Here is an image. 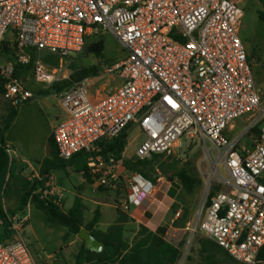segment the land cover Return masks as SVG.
<instances>
[{
  "label": "built area",
  "instance_id": "1",
  "mask_svg": "<svg viewBox=\"0 0 264 264\" xmlns=\"http://www.w3.org/2000/svg\"><path fill=\"white\" fill-rule=\"evenodd\" d=\"M242 1L0 0V46L9 37L6 46L14 56L0 65V75L6 79L4 98L22 104L33 93L15 76L17 65H31L41 52L71 59L89 39L111 33L126 56L101 74L122 83L95 101L87 82L60 96L68 116L53 131L59 158L97 152L99 142L132 124L144 136L136 149L139 160L174 154L184 137L200 141L211 159V150L217 152L219 190L211 196L213 183H207L191 231L239 263L258 264L264 247V102L241 37ZM34 72L38 80L55 79L39 59ZM245 116L246 131L230 136ZM95 161L103 163L91 157V168ZM154 188L134 176L121 207L141 206ZM21 227L14 225L16 235L0 242V264H38Z\"/></svg>",
  "mask_w": 264,
  "mask_h": 264
},
{
  "label": "rangeland",
  "instance_id": "2",
  "mask_svg": "<svg viewBox=\"0 0 264 264\" xmlns=\"http://www.w3.org/2000/svg\"><path fill=\"white\" fill-rule=\"evenodd\" d=\"M241 5L244 8L241 37L247 48L255 82L262 93V99L264 102V22L258 18L259 11L264 12V9L258 0H243ZM99 37H102L105 41L104 56L108 62L100 63L95 57L87 54L86 48L91 43V41H88L85 48H83L80 53L70 55L71 59H66L57 54L48 52H41L39 55H34L33 63L20 70L18 79L23 82L27 89H31L33 91L43 90V81L41 82L37 80L35 72H33L35 62L38 61V59L44 66L45 72L55 77L52 82L46 84L48 87H53L56 84L69 80L73 73L72 67L75 68L77 66L85 68L98 65L102 68V71H104L105 67H108L109 62H119L126 56L125 50L111 33H107ZM7 40H10L9 37L6 38V43L2 44L3 46L8 44ZM9 60H11L10 53H6L0 49V65L5 66ZM67 63H69V66ZM67 67L69 72L62 74L64 69ZM113 79L114 78L112 76L101 74L98 77L88 78L83 82H87L91 98L95 101L96 99L105 96L106 90L114 84L112 82ZM74 85L75 84L61 86V90L58 94H64ZM51 94H53V91L50 89L47 91V95ZM39 98L41 97L36 95V99ZM8 104L9 103L4 96L0 95V123L6 115ZM20 107H25V104H21ZM26 109H28V107L21 111L22 119L25 116ZM36 113L43 125H46V117L40 116V112L38 110ZM246 118L247 116L236 122V128L230 136H236L246 131L248 126ZM22 121L23 120L19 122L18 126H14V133L18 136V141H16L14 149L11 148L12 154L16 159L18 154H26L33 160H39L48 153V149L46 148V145H44L43 130H41V128H36V126L22 127ZM142 139L143 136L140 130L136 126L132 127V130L129 133L127 148L124 152L125 157L129 158V160L123 159V161H139L136 156L137 148L134 143L137 140L140 141ZM243 144L247 146L249 144L248 139L243 140ZM29 146L32 151L28 150ZM208 147L210 149L209 144ZM206 151L209 150L203 147L200 141L190 140L184 137L180 141V146L175 148L174 154L148 158L151 159V163L147 166V172L149 175L147 180L157 182L162 178L165 183L172 181L173 188H175L176 191H178L182 185L180 181L172 180L173 178H171L170 175L173 173L185 171L190 176L197 179L199 184L193 192L189 193L183 187L182 188L183 197L187 195L188 205L186 212L193 210L197 204L199 218L200 208L206 195L207 183L211 181L213 183V188L217 187V152L213 149L211 150V159L207 155ZM102 162L103 163L95 161V166H93L92 169L97 170L96 174H98L100 178H106L105 184H102L99 179L97 181V185L101 186L104 189L103 193L109 195L108 197L112 200L109 202V206L103 207L106 213L102 220L101 230H104L108 225L113 224L115 220L116 211L114 208V202L120 200L124 201L128 198L131 193L133 177L139 174L127 170L124 167L123 162L107 163L104 159H102ZM219 171L224 177H228V173L222 167L219 168ZM67 173L68 172L63 170H57L53 174L58 193L62 192L65 197L64 202L66 209L71 206V201L73 199L72 194L74 192ZM113 174L117 176L116 181L112 179ZM105 194L94 192L93 188L90 186L84 190L83 196L85 199L83 201L87 207V210L85 211V219L89 220L93 218L94 211L96 210L94 201L103 198ZM183 197L182 195L179 196V198ZM6 205H10V202L7 201ZM131 209L133 210V207ZM26 215H29L30 221L27 224H23L24 228L20 231V234L30 246L37 263L41 256H47L50 254L53 255L61 244H69L71 239L70 237L72 236L63 227L48 223L44 213L37 207L33 205L31 208L26 209L25 214H23L21 218L23 219ZM50 227H55L53 228L55 230L50 231ZM195 227L196 224L190 227L187 238L182 243V257L178 264H209L203 260L200 252V246L196 243V238L202 235L198 232L191 231L192 229H195ZM129 238L131 239V236H129ZM218 264H239V262L227 259L226 261L220 260Z\"/></svg>",
  "mask_w": 264,
  "mask_h": 264
},
{
  "label": "trees",
  "instance_id": "3",
  "mask_svg": "<svg viewBox=\"0 0 264 264\" xmlns=\"http://www.w3.org/2000/svg\"><path fill=\"white\" fill-rule=\"evenodd\" d=\"M258 1L264 9V0ZM258 18L264 22L263 11H259ZM88 41H91V43L86 48L87 54L95 57L100 63L108 62L104 56V39L102 37H94ZM0 49L6 53H10L11 60L14 59L13 54H11L7 46L1 45ZM116 62L111 61L108 63V66ZM23 67L21 65L16 66L15 76L17 78ZM72 71L73 73L69 80L52 87L57 93L60 92V87L63 85L80 83L88 78L98 77L103 72L102 68L98 65L85 68L76 66L75 68L72 67ZM5 83L6 79L0 75L1 96H4ZM29 101L22 104L28 103ZM8 103L6 115L0 123V242L6 241L16 235L17 231L13 229L15 217L22 214L29 205H34L44 213L48 223L61 226L70 234L76 236H78L82 229H86L105 244L104 252L97 254L89 251L82 241L81 249L77 257L78 264L179 263L182 257L183 244L174 245L167 241L165 238L166 227H160L157 231L153 232L144 225H141L132 239L126 236V225L132 221V218L128 211L121 207L119 201H115L118 215L116 222L105 232H101L96 230L101 219L100 209H96L93 218L87 221L85 219L87 207L80 194L74 197L72 205L66 209L64 200L59 201L57 195L45 193L46 191H50L46 183L49 182L52 172L55 170H63L65 172L73 170L75 173L81 174L89 184H96L100 176L93 173V169L89 166L91 157H101L107 163L111 162V160L114 162L122 161L127 170L136 172L145 179L149 178L147 166L151 163V159L136 162L123 161V153L127 148L129 133L132 127H135L134 124L123 129L111 141L99 142V150L97 152L83 151L69 160L59 158L58 150L52 136L48 142V156L40 163L38 177L31 178L18 171L16 161L10 155L6 135L18 116L21 104L14 105L12 102ZM261 125L262 123L255 127L252 130V134H256L260 130ZM163 155H153L152 158ZM170 177L173 178L172 180L180 181L182 187L189 193L193 192L199 184L197 179L185 171L173 173ZM98 190L100 192L104 191L101 186H98ZM217 190H219V187L213 189L211 196ZM7 201L10 202L8 206L6 205ZM196 243L200 246L203 260L209 264H218L220 260L226 261L227 259H232L220 246L203 236H198ZM258 264H264V247L260 251Z\"/></svg>",
  "mask_w": 264,
  "mask_h": 264
},
{
  "label": "crops",
  "instance_id": "4",
  "mask_svg": "<svg viewBox=\"0 0 264 264\" xmlns=\"http://www.w3.org/2000/svg\"><path fill=\"white\" fill-rule=\"evenodd\" d=\"M67 65L69 66V63H67ZM67 72H69L68 67L64 69L62 74L63 73L66 74ZM112 77L114 78L112 80L114 84L112 87L106 90V94L111 89L120 86L122 83L120 79L114 76ZM46 84H49V82L43 81V86H42L43 90L33 91L29 89L33 93V98L28 103H25V107L19 108L18 116L6 135L7 145L10 148V155L12 159L16 161V166L18 171L24 173L27 176H30L31 178L38 177L40 163L48 156V153L39 160H33L30 156L26 154H21V155L18 154L17 159L14 158L11 148L14 149L16 145V141H18V136L14 133V126H18L19 122L23 120L21 125L22 127L36 126V128H41V130H43V139L45 143L44 145H46V148L48 149V142L49 139L53 136L54 129L60 122L64 121L68 116L67 112L64 110V108L61 105L60 102L61 95H59L52 87H48ZM50 89L53 91V94L47 95V91ZM36 95H38L41 98L36 99ZM26 107H28V109L25 110V116L22 119L21 111ZM37 110L40 112V116L46 117V125H43L39 116H37L36 113ZM143 140H144V136L142 140L140 141L137 140L138 142L136 141L134 143L136 148ZM28 150L32 151L30 146ZM123 159L129 160V158L125 157L124 153H123ZM56 171L57 170L52 172L50 180L48 183H46V186L50 188L51 193L57 196H61L62 200H64L65 197L63 196V193L62 192L58 193L54 181L53 174ZM67 174L70 184L74 190L72 194L73 199L77 194H80L84 200L85 198L83 196V192L89 186L93 188L94 192H100L98 190L97 183L89 184L81 174H77L73 170H69ZM151 182H153L155 185V188L153 190L154 192H152V194L143 202L141 206L138 207L131 206L128 210V213L132 218V221L126 225V236L128 238L129 236H131L132 239L135 233L139 230V227L141 225H144L153 232L157 231L160 227H166L167 228L165 234L166 240L174 245H179L183 243V241L187 238V234L190 231V227H192L195 224L197 225L199 221V212L197 210L198 205L196 204V207L190 212H186L188 205L187 195L183 197L182 187L178 191H176V189L173 188L172 181H168L167 183H165V181L162 178L157 182L156 181H151ZM100 193L105 194L103 192ZM180 195H182L183 198H179ZM108 196L109 195L105 194L103 198L94 201V206L96 207V209H100L101 211V219L96 227L97 231L105 232L112 225L110 224L104 230H101L102 220L105 217V213H106L103 207L109 206V202L112 201ZM73 199L71 201V205ZM124 201L120 200L119 202L122 205ZM32 206L33 205H29L26 209H29ZM132 207L133 210L131 209ZM114 208L116 211V203ZM25 211L22 214L16 216L14 219L16 221L15 225L20 224L22 226L20 231L24 228L23 224H27L30 221L29 215H26L23 219L21 218V216L25 214ZM117 218L118 215L116 211V217L113 223L116 222ZM90 220L91 219L87 221ZM53 228L55 227H50L49 230L54 231L55 229ZM70 235L72 237H70L71 239L68 245L61 244L53 255L50 254L47 256L44 255L41 256L40 260L38 261V264H78L77 257L81 249L82 241L78 236L72 234Z\"/></svg>",
  "mask_w": 264,
  "mask_h": 264
},
{
  "label": "water",
  "instance_id": "5",
  "mask_svg": "<svg viewBox=\"0 0 264 264\" xmlns=\"http://www.w3.org/2000/svg\"><path fill=\"white\" fill-rule=\"evenodd\" d=\"M81 241L84 242L86 248L94 253L101 254L105 250V244L99 241L95 236H93L86 229H82L78 234Z\"/></svg>",
  "mask_w": 264,
  "mask_h": 264
}]
</instances>
